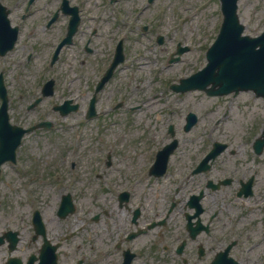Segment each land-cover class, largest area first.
I'll list each match as a JSON object with an SVG mask.
<instances>
[{"label":"rangeland","instance_id":"1","mask_svg":"<svg viewBox=\"0 0 264 264\" xmlns=\"http://www.w3.org/2000/svg\"><path fill=\"white\" fill-rule=\"evenodd\" d=\"M121 5L125 14L158 16L161 23L159 31L167 34L166 46L169 51L178 40L191 46L180 60L169 62L167 59L169 51H154L150 48L154 43L149 39L131 40L134 43V49L128 53L127 60L120 71L124 92L136 97L173 94L168 87L170 81H176L180 76L188 75L206 63V49L214 40L222 18L220 1L155 0L147 9L142 7V5L145 6V0H126L121 2ZM239 9L247 33L256 35L264 29V0H240ZM179 16H188L186 23L180 24ZM137 48H145V51L138 52ZM43 51L44 49L40 50L26 65L17 61L18 55L13 57L14 67L11 68L4 67L0 60V71H5V84L10 96L11 121L26 126L46 118L56 123L50 131H38L26 136L20 151L22 159L17 164H6L0 176V230L23 229L21 230L22 238L26 244L31 242L27 231L31 206H41L51 230L58 222L54 215L55 200L59 199L63 191L71 190L75 194L78 206L84 213H89L93 207L105 205L104 196L98 190L103 180H90V178H96L93 176L95 171L103 173V178H146L138 158V151L143 147L141 143L144 142L135 141L134 137L140 132L154 131V127L137 117L136 112L140 110L133 114L134 118L130 122H127V118L118 119L117 111L112 113L109 108L102 119L93 121L84 119L82 113L60 116L52 107L65 98L73 96V94L69 95L68 90L72 87V83L70 80L64 82L63 74L64 71L68 72L69 64L74 68V61L70 59L65 65L56 63L50 66L49 55L43 54ZM68 74L73 76L72 73ZM51 77L57 80L55 94L44 98L35 108L28 109V104L39 96L43 82ZM114 81L118 82L117 79ZM74 93L78 94L80 90ZM200 95L199 92L188 93L189 98L186 100H195ZM240 95L235 103L240 106L235 108L234 115L228 122L230 129L236 122L240 123L241 128H232L233 134H236L239 140L245 135H250L252 130H247L248 125L250 129L255 125V132L261 129L264 121V101L255 99L251 93H240ZM110 98L111 94L103 95L99 101L101 110L107 107L106 102L109 103ZM80 101L85 103V98H81ZM141 101H149V99H141ZM137 102L129 100L124 110ZM145 104L148 105L149 102ZM80 111L84 110L80 109ZM223 126L220 125V127ZM101 129L105 131L104 134L101 133ZM249 141L245 146H237L234 154H222L216 162L230 166L233 163L227 164L229 161L251 159L250 163H255V168L258 170L257 178H262V183L264 182V154L255 156L253 159L254 153ZM200 146L202 144L197 142L187 147L192 150V153H197L200 151L198 149L201 148ZM110 150L114 153V163L107 167L104 161L106 153ZM210 150L211 147H206L204 152ZM174 159L175 157L172 160L176 164H185L201 161L203 158L192 161L191 159ZM56 178L63 183V189L52 188L51 183ZM73 178L78 179L71 185ZM30 186L34 188L32 192L29 190ZM231 189V187L227 188V190ZM260 225L257 227L255 242L250 245L253 250L263 254L262 258L256 261L251 259L246 263L264 264V228ZM56 227L58 228V224ZM245 245L247 243L239 252ZM3 251L4 248L0 246V262L5 257Z\"/></svg>","mask_w":264,"mask_h":264},{"label":"flooded vegetation","instance_id":"2","mask_svg":"<svg viewBox=\"0 0 264 264\" xmlns=\"http://www.w3.org/2000/svg\"><path fill=\"white\" fill-rule=\"evenodd\" d=\"M99 1L102 4L95 0H0V5L8 8L7 18L2 16L6 10L0 9V50L8 48L5 55L22 54L29 60L34 52L54 49L73 30L72 41L62 46L61 53L70 49L80 81L91 70L102 72L119 43L127 50L121 34H127L124 26L128 16L96 14L98 8L100 12L107 10L104 0ZM63 6H77L78 15H59L50 23L47 8L55 7L54 12ZM19 62L27 63L24 57ZM168 107L179 108L168 110V115L180 124L176 127L177 141L187 139L183 131L186 105L169 103ZM145 114L152 119L153 111ZM162 136L165 140L161 145L147 142L145 146H151L149 155L142 158L148 171L158 150L173 139L169 129ZM224 136L218 139L229 144L233 134ZM187 154L174 150L171 156ZM197 165L187 171L184 165H170L166 182L163 178H120L117 184L110 182L105 192L108 203L114 200L116 206L109 205L91 217L87 228L88 258L77 257L74 263L208 264L229 246L228 253L221 256L226 262L241 264L239 247L251 237L256 212L264 210V191H254L247 197L238 195L250 175V169L239 164H212L209 169L195 172ZM228 178V183H221ZM233 183V188L227 190ZM59 230L63 232L62 227ZM56 243L61 246V241ZM81 247L76 244L75 252Z\"/></svg>","mask_w":264,"mask_h":264},{"label":"water","instance_id":"3","mask_svg":"<svg viewBox=\"0 0 264 264\" xmlns=\"http://www.w3.org/2000/svg\"><path fill=\"white\" fill-rule=\"evenodd\" d=\"M236 8V0L225 3L227 18L219 42L228 37L229 47L218 55L217 40L209 50L208 65L188 80V86L205 87L212 81L220 85L216 91L242 87L264 96V32L256 38L241 36L243 25L239 23Z\"/></svg>","mask_w":264,"mask_h":264}]
</instances>
